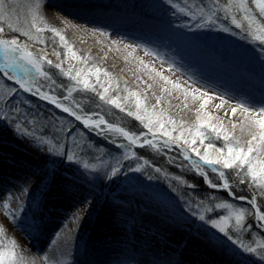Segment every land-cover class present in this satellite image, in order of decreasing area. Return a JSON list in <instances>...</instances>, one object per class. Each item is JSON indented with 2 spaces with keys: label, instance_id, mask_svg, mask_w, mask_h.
I'll use <instances>...</instances> for the list:
<instances>
[{
  "label": "rangeland",
  "instance_id": "374dc122",
  "mask_svg": "<svg viewBox=\"0 0 264 264\" xmlns=\"http://www.w3.org/2000/svg\"><path fill=\"white\" fill-rule=\"evenodd\" d=\"M118 1L119 0H41L42 7L39 10V15L44 17L47 25L61 30L77 55L88 58L86 65L69 58L65 60L62 65L65 69L72 67L73 70H75L77 68L92 67L93 65L101 69H106L111 76L104 77L101 75L100 79L105 87L111 84L108 93L110 97L119 96L123 98L128 96V93L124 91L125 87L117 89L112 85V82L109 81L113 76L119 75L124 80L130 81L128 82L130 85L127 86V89L139 93L142 98L146 95V105L151 108L156 104V97L159 95L147 92V89L142 86L146 91L144 92L140 86L131 81L126 73L118 72V70H109V67H115L117 64L118 57L114 59L115 54H113V49L117 47V49H119L117 51L119 54L122 53L133 60L136 59L148 62L153 66V69L162 72L164 76L169 77L172 81L179 82L185 89H187V85L184 84V81L188 76H191L198 82L199 86H202L205 90L212 93H219L230 98V104L232 105H234L237 100H245L249 104L256 106H259V104L264 101V95H261L264 93V55L260 53L255 43L250 42L249 39L245 38L241 30L236 29L231 24L230 19L224 20L221 18L219 23L232 29L231 32H223L215 26L203 29L192 28L190 30L185 25L194 24L195 22L175 10L169 4L168 0H144V3L148 7L147 13L149 14V18L143 15L137 16L131 14L128 16L124 15L123 17V14H120L116 10L118 9V7H116ZM135 1L138 3V1L142 0ZM176 2L183 6L185 0H176ZM195 2L200 3L201 0H195ZM203 3L207 4V0H203ZM137 5L138 4H136V6ZM16 6L20 11L21 20H23L27 8L29 7V2L28 0H18ZM162 9L166 12V22H162L161 20L157 21V14H159ZM83 11H86L90 15L93 14L96 17L102 16L104 19L97 18L95 20H85L83 16H68L74 23L76 21V23L81 24L76 25L73 24L72 21L69 23L68 18L65 19L63 17H67L65 15L67 12ZM57 16H62L64 19ZM83 19L85 21H82ZM65 20L68 22L66 23ZM148 21L149 24L147 23ZM171 24H174L176 27L172 29ZM88 29L94 33L90 31L91 34H89ZM100 32H106L108 36H101ZM10 35L17 36L21 41L26 40L25 37L20 36L18 33H10ZM43 35L45 40L48 41L46 59L52 61L53 65L60 63L61 60H64L63 53L66 49L60 46L58 38L52 37L51 33H45ZM53 40H55L56 50L61 52L60 59H57V57L52 54ZM112 40H120L123 43L134 46H143L159 55L158 57L146 56L142 48H137L135 51H132V49H121L118 46L112 45ZM121 45L123 46V44ZM41 48H45V45L31 44L29 50L36 56L45 55V52L40 51ZM129 53H131V55H129ZM159 57H163L168 63H172L176 71H170L168 63L161 64ZM45 67L48 71L53 70L59 73L55 67H49L48 65H45ZM59 76L64 83H72L66 77L60 74ZM89 79L90 83L95 84L96 78L94 76ZM245 84H251L252 86H246ZM4 86L18 88L17 85H14L11 81H7L2 77V74H0V87ZM97 87L99 88V85H97ZM44 90L48 91V88L46 87ZM100 90L102 91V89ZM151 91L153 92V90ZM178 91V104L167 103L162 99L159 107L164 109L167 114L177 122L183 121L185 126L193 125L196 121L199 102H193L190 97L185 100L183 93H180V90ZM61 92L62 89L57 88L55 94L61 96ZM257 92L262 93L257 94ZM92 94L94 93L87 92L88 96ZM63 95H65L64 92ZM14 99L21 102H30V110H34V114H37V110L44 111V109L46 110L47 108L51 109V111H55V114L59 116L58 122L62 120L64 127L74 128L75 134L79 137L78 142L80 144L90 142L88 143V147L91 152L94 150L96 153V164L99 165L101 160H103L105 164L110 167L115 163L113 158L122 154V150L118 149L108 140L102 139L88 129L83 128V125L74 121V119L67 114L63 116V112L55 108L54 105L49 103L46 104V101H41L22 90L18 92V95ZM175 100L176 98H171V101L176 102ZM128 103L134 104V98H129ZM185 103L187 107H185ZM218 103L219 100L213 99L209 102L204 111L213 115L214 118L211 121L212 123L218 124L222 121L225 127L231 131L232 123L239 124V121H241L243 117L240 115L239 111L236 115H232L230 105H225L222 109H216L215 104ZM44 105H46L47 108H44ZM109 106L119 111V109L111 105L104 104L105 108ZM125 106H127V104H125ZM27 107L28 105L26 104L25 108ZM56 111L60 112L56 113ZM225 113H227V115H225ZM94 119H96V117H94ZM69 121H72V123L70 124ZM137 122L139 123V121ZM140 126L141 131H147L143 129L142 125ZM81 132H83L84 135L81 136ZM177 134V132L173 133V135ZM235 135L240 137L241 141L245 143L246 146V142L250 137L241 134L239 127L235 130ZM116 139L118 142L127 143L126 140L118 135ZM158 139H166V137H159L158 135ZM216 141L222 146V141ZM0 145L3 147V152L0 154V170L3 172L8 171L3 173L6 177L4 178L5 183L0 185V188H2V190H0L2 193L0 192V194H4L5 196L11 194L13 196L12 211L15 210L14 204L17 203L16 198H20L23 194L21 192V188L23 187L34 188L37 193L45 189L43 187L48 183V187L45 191L50 190L49 192H56L59 194L50 196V193L49 196L52 201H47V198L45 199L46 192H44L41 198L44 197L45 200L41 201L40 198L38 201H40L42 205H39V207L36 206V209H31V207H33L31 199L22 198V200L25 201V210L22 214L17 216L15 223L4 215L5 210L0 206V227L4 229V234L0 238L5 241L15 240L18 245L17 252L23 255L27 261L33 256L38 255L43 258L48 255L47 257L49 258L60 259L55 249L67 254L70 246L77 247V242L73 239V231L82 221L89 224L88 221L90 222V220H92L93 213L98 214V218H103L101 220H104V218L106 221H109V219H116L113 222L117 223H122L125 220H133V217L127 216L124 212L115 209L122 202H126L128 205L125 206H129L130 209H133L135 205H140L138 202L141 203V206L144 207V211H142V213L137 211L135 213L136 217L145 220L144 216H146V212H151L153 214V211H155L154 213L159 214L161 218L166 219V221L177 223V226L180 225L184 233L191 237L196 238V235H198L204 238L205 232L208 231L205 226H202L198 220H195V218L188 213L185 203L187 200L181 197V195L176 194L174 191V193H169L167 190L162 191L159 189L160 187L158 188L151 184V182L154 183L155 181L161 182L163 179H167L168 183L171 181L169 176L166 178L163 173H156L154 168H146L142 172H130L128 171V166L131 165L134 167L136 161L123 160L121 163L124 167L121 173L112 179L105 177L102 172L88 174L84 178H81L80 165L67 162L60 157H54L38 150L32 146L27 139L19 137L14 131V128L6 122H0ZM195 146L200 147L199 142H197ZM4 148H6V150H4ZM136 148L139 147H133L132 151H135ZM200 152L203 154V147H200ZM159 155L162 156H157V158L163 159L165 157L164 163L165 165L167 164L168 167L176 166L173 163H169L168 159L173 157L172 155L177 156V151L168 152L166 155ZM193 159H196V157L193 156ZM139 163H143V159H141ZM185 166L192 170L189 162H187V164L185 163ZM176 168L177 170H181V168L177 166ZM205 170L207 171L208 177L211 173L217 174L212 172L207 166H205ZM16 171H20L22 174ZM141 173H146L147 182H143L140 179ZM14 174H16V176H14ZM19 174L21 175L20 179L18 176ZM149 175L153 178L149 179ZM24 176L33 177L28 181L24 179ZM68 177H76V182L73 183L69 181L67 179ZM216 179L219 181L218 177ZM86 198L92 204L90 209L83 203ZM135 201L137 203H135ZM107 204L110 206L108 210ZM121 207L123 208L122 205ZM99 208L101 209L99 210ZM48 214L52 219L47 217ZM106 214L111 217L108 219ZM89 225L85 230L88 229ZM40 226L41 229H39ZM122 231L133 232V228L128 226L116 227L113 226V224L110 228H107L109 236L111 233L117 234ZM245 234L242 237L246 236ZM242 237L240 238L242 239ZM79 239L80 237H78V240ZM196 239L199 240L200 238ZM256 239L263 238L261 236L250 238L247 243L254 244ZM221 240L223 242V248L220 249L234 256H245L249 259L250 264H261L255 256H249V253H243L238 250L236 246L225 237L221 236ZM167 241L168 244L166 245L169 251L167 250V253L162 257L165 260L169 258L171 251L176 250V246L180 247L175 241L172 242L169 239ZM122 244L123 242L121 244H116V246L112 245V248L108 251V253H110L108 258H114L113 263L107 261V259L104 261L109 264H156L157 260L151 258L150 254V251L156 252L153 248L155 244L149 245L150 247L143 252L138 250V254L132 252L130 257H124V254L130 250L124 249L126 246ZM185 245H187V243ZM188 248L189 247L186 249ZM93 249L94 246L88 248H85V246L81 247L79 250L80 252L78 251L73 255L71 264H85L88 256L97 255V251ZM94 261L95 262H92L93 264H101V262H103L100 261L98 263L96 260ZM181 264H183V262Z\"/></svg>",
  "mask_w": 264,
  "mask_h": 264
},
{
  "label": "snow or ice",
  "instance_id": "6c2138e0",
  "mask_svg": "<svg viewBox=\"0 0 264 264\" xmlns=\"http://www.w3.org/2000/svg\"><path fill=\"white\" fill-rule=\"evenodd\" d=\"M28 2L29 7L21 20L20 11L16 6L18 0H0V74L7 81L18 86V88L0 87V122L9 123L19 137L27 139L38 150L80 165L81 178L88 174L102 172L105 177L112 179L121 173L124 167L121 163L123 160L136 161L134 167L128 166L130 172H142L146 168H154L156 173H163L167 178L168 173L150 161L145 159L143 163H139L142 157L132 151V148L148 147L156 153L164 155L177 151V156L168 159L169 163L176 164L178 168H184L183 162H177L182 157V161L189 162L191 169L204 178V182L209 188L226 192L228 197H231V199H218L214 194H209L207 197H196L194 190L197 185L195 183L186 181L182 176L171 177L180 185L193 190L189 194V200L185 203L188 213L208 229L204 234L205 243L212 248H223L221 236L225 237L238 250L253 254L261 264H264V239H256L252 244L246 243L240 238L246 232L251 233L253 228L264 233V205L261 203V200H264V101L259 106L249 104L245 100H237L232 105L230 98L205 90L191 76H188L184 81V84L187 85V89H185L179 82L172 81L158 71L155 72V76L159 77L165 85L171 84L173 89L180 90L185 100L191 97L193 102H199L196 121L193 125L185 126L183 121L177 122L164 109L160 108L162 96L156 97V104L151 108L146 105V95L142 98L139 93L130 91L127 87L124 91L128 93V96L110 97L108 93L111 84L105 87L100 79L101 75L111 76L106 69L95 65L75 70L72 67L65 69L62 66L69 58L86 65L88 58L77 55L61 30L47 25L44 17L39 15V10L42 7L41 0H28ZM168 2L175 10L195 22L185 25L190 30L215 26L223 32H231L232 29L219 23L221 18L230 19L231 24L241 30L250 42L255 43L260 53L264 55V0H207V4L203 3V0L200 3H196L195 0H185L183 6L176 0H168ZM10 33H18L26 40L21 41ZM45 33H51L52 37L58 38L60 46L66 49L63 53L64 60H61L60 63L53 65L52 61L46 59L48 41L44 38L43 34ZM100 35L107 37L108 33L100 32ZM30 42L31 44L45 45V48L40 49L45 52V55H34L29 50ZM111 43L114 46L123 44L125 50L135 51L137 48H142L146 56L158 57L159 55L146 47L134 46L120 40H112ZM52 54L57 59L61 58V52L56 50L55 40H53ZM159 59L161 64L168 63L163 57H159ZM140 63L143 64V60ZM45 65L55 67L60 75L72 83L69 85L58 84ZM144 67L147 68L148 65L145 64ZM168 68L170 71H176L172 63H168ZM93 76L96 78L95 84L90 83L89 78ZM149 79L154 78L149 76ZM81 85L82 88L79 87ZM46 87L48 91L44 90ZM147 87L151 89L153 86L149 84ZM57 88L63 89L66 95L62 97L56 95ZM20 90L54 105L55 108L83 125V128L121 149L122 154L113 158L115 163L110 167L103 160L99 165L90 163L84 159L85 150L90 142L80 144L74 128L64 127L62 120L58 122L45 118L46 123L38 129V117L30 112V102L14 99ZM74 91L94 93L104 104L111 105L119 109L121 113L139 121L143 129L147 131L135 132L119 124H114L98 112H88L80 102L73 100V103H64L63 101L73 98ZM161 91L171 95V90L166 87ZM129 98H134V104L128 103ZM213 99L219 100V103L215 104L216 109L230 105L232 115H236L239 111L243 117L239 124L232 123L231 131L225 127L222 121L218 124L212 123L213 115L204 111ZM26 104L27 108H25ZM185 107H187L186 103ZM69 123L71 124L72 121ZM238 127L241 134L250 137L246 146L241 138L235 135V130ZM49 130L52 132L51 136ZM174 132L178 134L173 135ZM80 135L82 136L84 133L81 132ZM117 135L127 143L118 142ZM158 135L166 137V139H158ZM216 140L222 141V146L215 143ZM197 142L200 147L204 148L203 154L200 152V147L195 146ZM193 156L196 159H193ZM205 166L218 174L219 182H214L208 177ZM224 170H232L231 177ZM152 178L149 175V179ZM67 179L75 183L77 178L68 177ZM241 185H246L249 195H237L234 189L240 188ZM171 187L173 191L177 190L174 185ZM240 190L244 191L245 189L240 188ZM21 192L25 196H29L28 187L21 188ZM192 197H196V199H192ZM12 200L11 194L7 196L0 194V206L5 210L4 215L15 223L17 216L25 210V201L17 197V208L12 211ZM83 203L89 209L92 207L87 198ZM216 212H219V215H210ZM3 234L4 229L0 227V237ZM17 247L15 240L5 241L0 238V264H35L34 260L27 261L23 255L19 254ZM61 255L66 257V253H61ZM43 259L46 264H69L66 258L50 259L45 256Z\"/></svg>",
  "mask_w": 264,
  "mask_h": 264
},
{
  "label": "bare ground",
  "instance_id": "6f19581e",
  "mask_svg": "<svg viewBox=\"0 0 264 264\" xmlns=\"http://www.w3.org/2000/svg\"><path fill=\"white\" fill-rule=\"evenodd\" d=\"M148 1H150V0H148ZM136 4H138V5L136 6ZM116 7H118V9H116V10L120 14L122 13L123 17H124V15L128 16L131 14V15H137V16L143 15L144 17L149 18V14L147 13L148 7L144 3V0L138 1V3H136L135 0H119ZM65 15L67 16V17L63 16L65 19H67L68 16H70V17L83 16V17H85V20L86 19H91V20L94 19L95 20L97 18H103L104 19V17H102V16L96 17L93 14H92L93 15L92 16V15L88 14L86 11H83V12H67ZM165 15H166V12L164 9H162V11H160V13L157 14V18H158L157 21L161 20L162 22H166V16ZM57 17L62 18V16H57ZM64 18H62V19H64ZM68 20H69V23H70V21H72L70 18H68ZM85 20L83 19L82 21H85ZM65 21L68 22L67 20H65ZM72 23L76 24V25H81V24L76 23V21H75V23L72 21ZM147 23L149 24V21ZM175 27L176 26L174 24H171L172 29H174ZM88 30H89L88 33L91 34L90 33L91 30L90 29H88ZM91 32H93V31H91ZM118 47L123 49V46L121 44L118 45ZM117 51H118V49H117V47H115L113 49V54H115L114 59L118 57L117 64L115 67H112V66L109 67L110 71L111 70H118V72L126 73L128 75V77H130L131 81L134 82L135 84H137L138 86H140L144 92H146V91L143 89L142 86H144V88L147 89V92L155 93L159 96H162L163 99L167 103L178 104V102H179V99H178L179 91H178V89H173L171 84L165 85L164 82L159 79V77H156L155 72H157V70L154 69L155 71H151L153 69L152 65H150L148 62H145V61H143V64H142V63H140L141 60L140 61L136 60V59L133 60L129 56H125L122 53L119 54ZM145 64L148 65L147 68L144 67ZM160 73H162V72H160ZM149 76H152L154 79H149ZM109 81L112 82V85L115 88H117V85H118V89H121L122 87H127L128 85H130V84H128V82H130V81L124 80L119 75L113 76L112 78H110ZM149 84H151L153 86L151 89H148V87H147V85H149ZM245 85L246 86H252L251 84H245ZM164 87L171 90V95H169L168 92H162L161 91V89ZM151 90H153V92ZM256 90H257V88H256ZM180 93H181V91H180ZM261 93L262 92H257V94H261ZM261 95H264V93H262ZM171 98H174V99L176 98V100H175L176 102L171 101ZM46 104H48V103H46ZM44 108H47V107L44 106ZM46 110L49 113L54 114V117L58 120L59 116H57V114H55V111H53V110L51 111V109H48V108ZM58 112H60V111H56V113H58ZM62 115L64 116V115H66V113L65 114L62 113ZM6 148H4V150H6ZM2 150H3V147L0 145V154L3 152ZM5 152H7V151H5ZM33 159H36V158H33ZM21 171H23V170H21ZM5 172H8V171H5ZM5 172L0 170V173H1L0 174V185L5 183L4 178L6 176H4V174H3ZM16 172L20 173V171H16ZM20 174H22V173H20ZM20 174L18 175L19 179L21 178ZM14 176H16V174H14ZM32 177L33 176H31V177L30 176H27V177L24 176V179H27L29 181L32 179ZM10 179H11V177H10ZM47 187H48V183H46L43 188L46 189ZM28 189H29V196H25L24 194H22L20 196V198H21V200H22V198L23 199H31V204L33 205V207H31V209L32 208L36 209L37 207H39V205L40 206L42 205V203H40V201H38V200L41 198V195L44 194V192H46L45 199L47 198V201L51 200V197H50L51 195L52 196H53V194L59 195L56 192H49L50 190L45 191V189H43L37 193L35 192L34 188L28 187ZM0 190H2V188H0ZM49 194H50V196H49ZM45 199L43 197L40 200L43 201ZM134 200H136V199H134ZM129 201H133V200H129ZM36 202H37V204H36ZM135 203H137V202L135 201ZM138 204H140V205H135V207L133 209H130L129 206H125V205H128L126 202L125 203L122 202L121 204H119L120 206L118 205L115 208L116 210L124 212L127 216L129 215V216L134 218L133 220H130V221L125 220L122 223L113 222L116 219H109L111 216H107V214H106V217L109 219V221H106L105 218H104V220H101L103 218L100 219V218H98V214L93 213L92 220H90V222L88 221V223L90 225L87 224L85 221H82L79 223V225L73 231V234H74L73 239L77 242L78 246L77 247L70 246V248L68 249V252L66 254V257L60 255L63 252L58 250V249H55V252L60 256V259L66 258L69 261V264H71V259H72L73 255L75 253H77L81 247L85 246V248H88V247L94 246L93 250L97 251V255L95 254L94 256H88L85 264H93L92 262H95L94 260H96L98 263L100 261H103V262H101V264H109L104 260L107 259V261L113 263L114 258L113 259L108 258L109 254H110V253H108V251L112 248L111 246L112 245L116 246V244H118V243L121 244L123 242L122 245L126 246V248H124V249L130 250L124 254V257H130L132 252H134L135 254H138L139 251L143 252L145 249L150 247L149 245L155 244V246L153 248L156 252L154 253V252L150 251V254H151V258L157 260L156 264H181L182 262H183V264H250L249 259H247L245 256H234V255H232V254H230V253H228V252H226L220 248L209 247L205 243L204 238H202L198 235H196V238H200L199 240H197L195 237H191L190 235H186L184 233V231L182 230V227L180 225L177 226V223H174V222L172 223L170 221H166V219L161 218V216L159 214L154 213L155 211H153L154 215L151 212H149V213L146 212V216H144L145 220L136 217L135 213L137 211L139 213H142V211H144V207L141 206V203L138 202ZM14 205H15V210H16L17 203ZM107 205H108V208H107V210H108L110 208V206H109V204H107ZM121 205L123 206V208L121 207ZM100 209L101 208H99V210ZM15 210H13V211H15ZM47 217L49 219H52V217H50L49 214L47 215ZM112 224H113V226H116V227L117 226L132 227L133 232L132 231H122V232H119L117 234L111 233L109 236L107 233V228H110V226H112ZM88 225H89L88 229L85 230ZM39 229H41V226ZM135 231H137V232H135ZM78 237H80L79 240H78ZM168 239L171 240L172 242L175 241L177 244L180 245V247L176 246V250L171 251L169 258H167V260H165L162 257L165 255V253H167L168 246L166 244H168V241H167ZM152 242H154V243H152ZM186 243H187V245H185ZM187 247H189V248L186 249ZM46 256H48V255H46ZM50 259H56V258H50ZM33 260L35 261V264H46V261L40 255L33 256L28 261H33ZM115 263H116V259H115Z\"/></svg>",
  "mask_w": 264,
  "mask_h": 264
},
{
  "label": "trees",
  "instance_id": "16d2710c",
  "mask_svg": "<svg viewBox=\"0 0 264 264\" xmlns=\"http://www.w3.org/2000/svg\"><path fill=\"white\" fill-rule=\"evenodd\" d=\"M49 72L53 75V78L57 81L58 84H64V85L70 84L69 82L64 83V81H62L60 79L59 73L57 71L50 70ZM79 87H81V86H79ZM63 92L64 91L62 89V92H61L62 94L60 93L61 96H63ZM64 93L66 95V92H64ZM70 100H72V101H63V102L66 104L73 103V100L76 102H80L81 104L84 105L85 109L90 113L91 112H98V113L104 115L107 120L111 121L114 124H119V125L127 128L131 131L141 132L140 123L135 121L133 118L128 117L124 113H121L120 111H116L115 109H113L110 106L105 108L103 102H101L99 100V98L94 94L88 96L87 93L74 91L73 92V98H70ZM44 106H46V105H44ZM73 106H75V105L73 104ZM37 111H36V113H37L36 115L38 117V124H37L38 129L40 128L41 125L46 123L45 118L58 121L54 117V114L49 113L45 109H44V111H41V110H37ZM30 112L34 114V110H30ZM49 135L50 136L52 135L51 130H49ZM215 143H217L218 145H221L218 141H216ZM135 152L138 156L142 157L143 160L146 159V160L150 161L152 164H154L155 166L161 167L164 170V172L168 173V176L170 177V180H171V181H169L170 183L167 182L168 181L167 179L166 180L163 179L161 182L155 181L154 183H152L150 181L151 184H153V186H157L158 188L160 187L159 189L162 191L167 190L169 193H172L173 188L170 186L174 185L177 189L174 192L178 195H181V197H183L185 200H189V194H191L193 190L187 188L186 186H182L177 181L171 179V177H173V176H182L183 179H185L186 181H188L190 183H195L197 185V188L194 190L196 193V197H207L209 194H214L218 199H231V197H228L226 192L216 191L214 189L209 188L207 186V184L204 182V178L202 176L197 175L194 171L190 170L186 166L183 169L181 168V170H177L176 166L168 167L167 164L165 165V163H164L165 157L163 159L157 158V156H162V155H159L153 149H150L148 147H144V148L139 147V148L135 149ZM95 155H96L95 151L93 150V152H91L90 148L87 147V149L85 150V153H84V159L88 160L90 163H95L96 162ZM172 156L175 157L176 155H172ZM178 161L183 162L182 158H179ZM183 163L187 164V161H184ZM225 172L231 177L232 170H225ZM217 177H218V175L217 174L215 175L213 173H211V175L209 176V178L212 179L214 182H219L216 179ZM140 179L143 182H147L146 181L147 180L146 179V173H141ZM240 188H244L245 190L241 191ZM240 188L234 189L237 192V195H249L250 194L249 191L246 190V185H241ZM196 197H192V199H196ZM235 202L236 203H242L240 201H235ZM261 203H262V205H264V200H261ZM210 215L217 216V215H219V212L212 213ZM245 235L246 236L242 237V240L246 243L248 242V240H250V238H255V237L261 236L264 239V234L259 232V230L255 229V228H253L251 233L246 232ZM250 255L254 256L253 254H250Z\"/></svg>",
  "mask_w": 264,
  "mask_h": 264
}]
</instances>
